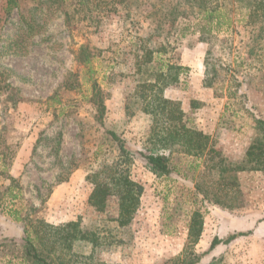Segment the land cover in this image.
Returning a JSON list of instances; mask_svg holds the SVG:
<instances>
[{
  "label": "rangeland",
  "instance_id": "374dc122",
  "mask_svg": "<svg viewBox=\"0 0 264 264\" xmlns=\"http://www.w3.org/2000/svg\"><path fill=\"white\" fill-rule=\"evenodd\" d=\"M17 3L20 12L34 7L32 0ZM5 7V1L0 0V52L20 28L19 12L7 14ZM143 17V12H133L128 19L102 18L99 24L93 23L74 35L68 33L59 17L30 40L27 55L0 56V69L8 71V82L17 92L13 98L17 101L15 106L0 96V153L7 155L4 160L0 157V243L3 239L22 243L20 220L34 207L37 211L31 215L33 219L38 217L52 225L80 220L82 227L98 229L110 243L99 257L105 263L172 264L185 248L191 214L199 211L203 230L195 246L198 254L205 252L215 237L226 239L251 232L228 245L217 246L203 257L201 264L214 257L221 258L224 264H264L263 174H241L234 200L239 207L226 210L203 201L194 190L202 168H195L199 162L193 158L170 156L171 175L157 178L139 155L146 153L144 143L151 123L139 112L130 115L125 105L134 85L129 76L134 71L129 53L136 42L129 40L131 36L146 37L150 33L149 22ZM37 20L41 21L40 15ZM231 35L235 55L244 59L235 77L241 83L240 93L246 96L245 108L237 100H227L225 87L204 83L206 46L198 42L197 35L186 38L172 52L173 61L187 67L188 73L179 84L166 89L164 96L180 102L214 147L229 160L238 161L252 139L253 120L264 122V49H256L249 58L241 46L243 30L237 27ZM87 40L103 51L92 62L95 78L107 94L103 127L92 119L84 82L76 93L57 91L68 73L78 72L71 51ZM56 92L60 105L48 101ZM191 103H197L198 108L191 111ZM106 130L115 133L132 153L130 175L143 187L140 207L126 230L113 222L117 216L114 201L104 209L88 204L92 186L85 177L97 167V162L89 157L95 150L93 144L101 140ZM113 157L108 145L99 161ZM73 161L77 168L70 174ZM64 178V182L56 184ZM5 260L0 248V264Z\"/></svg>",
  "mask_w": 264,
  "mask_h": 264
},
{
  "label": "trees",
  "instance_id": "16d2710c",
  "mask_svg": "<svg viewBox=\"0 0 264 264\" xmlns=\"http://www.w3.org/2000/svg\"><path fill=\"white\" fill-rule=\"evenodd\" d=\"M5 12H19L20 28L16 37L0 52V56L22 57L28 53L31 39L40 36L46 25L59 17L69 34H79L82 28L99 24L102 18L128 19L133 12H143L149 22L150 33L146 37L131 36L136 42L131 51L133 72L130 73L133 88L127 94L125 110L147 116L151 123L144 151L139 155L148 170L157 178H167L172 173L170 156L182 155L201 162L199 178L194 190L203 201L226 210H234L239 193L241 174L255 172L264 175V122L254 119L253 136L243 156L231 161L214 147L210 137L199 131L181 103L164 96L166 89L180 83L188 68L173 61L172 52L189 36H198V42L206 49L203 55L204 83L224 89L227 100H237L245 108L246 96L240 93L241 83L235 72L243 67L244 59L235 55L232 33L237 27L243 30L241 46L246 56L264 49V0H32L34 7L20 12L17 0H4ZM124 13V15H122ZM40 15V22L37 16ZM78 72L68 73L57 91L76 93L82 82L88 86L87 103L93 111L95 124L103 127L107 94L95 78L92 62L99 59L102 50L90 41L71 51ZM233 58V59H232ZM175 60V59H174ZM231 60V61H230ZM83 73H81V71ZM9 73L0 69V96L15 106L16 90L8 82ZM59 92L48 101L60 105ZM21 100L20 96L18 101ZM191 103V111L197 109ZM111 146L114 157L99 161L102 150ZM95 150L89 160L97 167L88 171L85 180L92 186L88 204L104 209L110 201L116 205V227L126 230L132 223L143 194V187L130 175L134 157L124 142L113 132L104 131L101 140L93 144ZM4 148H7L4 147ZM86 152L83 151V155ZM4 160L7 156L0 153ZM71 162L70 171L77 167ZM66 178L57 181V185ZM11 182L13 179L10 178ZM15 198V197H13ZM37 210L30 207L20 220L23 223L22 243L3 239L0 248L6 260L3 264H109L100 260V254L110 246L98 229L82 227L80 220L52 225L41 218H32ZM203 230V217L194 211L187 223L186 245L180 257L172 264H201L203 257L217 246L228 245L237 238L251 234L237 233L226 239L213 238L208 249L198 254V244ZM78 250H82L79 252ZM206 264H224L221 258H212Z\"/></svg>",
  "mask_w": 264,
  "mask_h": 264
}]
</instances>
